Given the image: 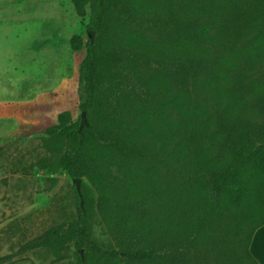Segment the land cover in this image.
I'll return each instance as SVG.
<instances>
[{
	"label": "trees",
	"instance_id": "16d2710c",
	"mask_svg": "<svg viewBox=\"0 0 264 264\" xmlns=\"http://www.w3.org/2000/svg\"><path fill=\"white\" fill-rule=\"evenodd\" d=\"M70 1L93 37L70 38L85 52L79 116L60 113L48 134L65 140L61 166L80 179L75 217L19 252L51 264H259L264 0Z\"/></svg>",
	"mask_w": 264,
	"mask_h": 264
},
{
	"label": "rangeland",
	"instance_id": "374dc122",
	"mask_svg": "<svg viewBox=\"0 0 264 264\" xmlns=\"http://www.w3.org/2000/svg\"><path fill=\"white\" fill-rule=\"evenodd\" d=\"M87 23L70 0H0V259L11 255L0 264H51L20 247L75 217L74 184L60 161L65 140L48 130L62 112L79 116L85 52L73 51L70 38L85 42ZM91 228L105 240L97 219ZM252 239L250 253L264 264V226Z\"/></svg>",
	"mask_w": 264,
	"mask_h": 264
},
{
	"label": "water",
	"instance_id": "95a60500",
	"mask_svg": "<svg viewBox=\"0 0 264 264\" xmlns=\"http://www.w3.org/2000/svg\"><path fill=\"white\" fill-rule=\"evenodd\" d=\"M89 37L91 39L93 37V34L90 33L89 34ZM81 116H82V118H84L85 117V114L82 113ZM72 181H73V184H74V186L76 188V191L79 193L80 192V179H73ZM79 252L81 253V250Z\"/></svg>",
	"mask_w": 264,
	"mask_h": 264
}]
</instances>
